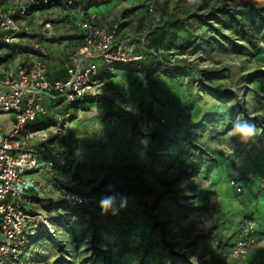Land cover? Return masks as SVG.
Listing matches in <instances>:
<instances>
[{
    "label": "rangeland",
    "instance_id": "obj_1",
    "mask_svg": "<svg viewBox=\"0 0 264 264\" xmlns=\"http://www.w3.org/2000/svg\"><path fill=\"white\" fill-rule=\"evenodd\" d=\"M248 29L255 43H241L247 56L210 47L172 72L158 64L145 74L103 73L96 102L80 105L72 120L77 138L61 148L78 173L30 176L43 184L58 177L61 186L91 197V205L69 229L61 197L49 195L31 206L47 215L56 234L40 235L26 264H191V257L197 264H264L263 218L253 222L258 234L248 257L231 259L251 192L236 195L229 184L230 171L247 182L239 180L242 143L228 134L231 121L240 116L256 125V135L264 134V91L257 81L264 75L263 32ZM207 34L201 28L198 43ZM201 82L218 95L237 96L220 101L210 95L213 100L201 102ZM147 114L169 126L154 148L143 137ZM0 124L5 135L12 132L11 116H0ZM256 135L246 147L250 160L263 151ZM262 191L252 194L255 208L264 207ZM105 197H114L107 211L101 207Z\"/></svg>",
    "mask_w": 264,
    "mask_h": 264
},
{
    "label": "built area",
    "instance_id": "obj_2",
    "mask_svg": "<svg viewBox=\"0 0 264 264\" xmlns=\"http://www.w3.org/2000/svg\"><path fill=\"white\" fill-rule=\"evenodd\" d=\"M57 1L74 3V0ZM51 2L29 0L8 11L0 9V33L4 35L1 41L7 45L19 42L20 35L29 34V29L19 25L18 19L28 15L29 6L46 7ZM148 13L155 23H160L161 18L155 14L152 4ZM121 24L111 29L94 28L90 22L79 24L85 32L83 45L75 62L66 68L65 79L51 80L45 63L33 57L17 72L0 73V116L13 118V130L9 135L4 134L0 124V264H26L25 256L39 231L55 236L47 215L32 212L30 207L35 199L58 196L70 209L91 203V197L71 193L56 182L43 184L30 176L69 168L61 154L51 156L49 149L56 139H66L71 130L73 110L61 112V108L74 107L87 98L97 97L94 79L99 63L115 72L121 66L144 61L147 39L119 42ZM43 26L47 30L52 28L50 23ZM260 82L264 87V78ZM41 120H44L42 124ZM155 126L153 122L148 123L146 132ZM229 184L236 195L242 194L243 188L235 179ZM260 188L264 189V174L260 177ZM255 243V224L245 219L239 225L231 259L244 260Z\"/></svg>",
    "mask_w": 264,
    "mask_h": 264
},
{
    "label": "crops",
    "instance_id": "obj_3",
    "mask_svg": "<svg viewBox=\"0 0 264 264\" xmlns=\"http://www.w3.org/2000/svg\"><path fill=\"white\" fill-rule=\"evenodd\" d=\"M28 1L0 0V9L8 11ZM194 3V0L190 2L192 6ZM150 4L154 6L157 15L159 14L162 17L163 22L172 21V19L176 18L173 17L175 12H178L179 19L186 27L194 26L195 24L194 21L187 18V15L180 14V12H186L185 9H182L183 6L185 7L188 4L186 0H153L152 2H149V0H74L72 5H68L65 1L52 0L47 7L29 6L28 15L18 19L17 23L19 25L29 29V34L20 35L19 42L9 45L4 44L1 41L4 35L0 33V73L2 74L4 71L17 72L29 63L30 57H33L45 63L51 80L66 77V68L75 62L83 45L85 32L78 27L79 24L90 22L94 28L111 29L115 24L121 22L118 41L122 42L126 39L137 41L146 38L148 33L158 26L147 13V8ZM46 23L51 24V30L45 29L43 25ZM157 53L165 56L171 52L165 47H161ZM195 56L192 54L178 55L174 58V61L176 59L177 61H183L181 63L185 64L187 60H191ZM183 67L185 66L183 65ZM147 70V68L144 70H132L125 66L119 68V73L123 72V74L127 75L133 72H140L145 74L148 73ZM194 70L196 69L194 68ZM105 71L108 70L99 63V72L94 79L96 95ZM46 106L49 107V103H46ZM64 110L61 108V112ZM43 122L44 120H41L40 124ZM75 135L74 126L72 125L68 137L64 139L63 147L68 143L74 142L75 138H77ZM256 136L259 140H263V151L258 153L255 159L251 157L252 159L250 160V158L245 157V153H247L246 147L249 148V143H242L239 150L244 156L241 155L239 161L243 163L244 170L239 172L238 176H240V181L245 180L247 182L242 185L237 181L243 188V193L251 190L247 199H244L248 205L244 214L248 216L246 219L255 223L262 218L264 219V207L255 208L254 195H252L253 193L257 194L259 191L263 192V189L261 190L260 188V177L264 174V134L259 133ZM58 145L57 142L53 141L52 148L54 146L58 147ZM95 155H98V153ZM227 176L230 180L237 178L234 175V171H230ZM56 178L52 182H56L58 177ZM262 196H264V193L260 194V197ZM257 234L258 230H256Z\"/></svg>",
    "mask_w": 264,
    "mask_h": 264
},
{
    "label": "trees",
    "instance_id": "obj_4",
    "mask_svg": "<svg viewBox=\"0 0 264 264\" xmlns=\"http://www.w3.org/2000/svg\"><path fill=\"white\" fill-rule=\"evenodd\" d=\"M186 1L190 6H183L182 9H185L186 12H180V14L187 15V18L189 20L194 21V26L190 25L186 27L181 19H179L178 12H175L173 16L176 18L168 22H163L162 17L158 14L161 18L160 23H158V26L156 28H153L146 37L148 45L145 48L144 61L126 65L127 67L132 70H144L145 68H147V71H151L154 67H158L159 64L162 68L166 69L169 72H172L178 70L179 68H185L183 67L184 64L181 63L183 61H177L176 59L174 61V58L176 56L183 54H201L202 52H205L204 49L207 50L210 47H212L211 51L220 52L222 54H226L227 51L233 50L236 54L242 55L244 52V55L247 56V53L249 51L247 50V48L242 47L241 43H245L246 45L255 43L254 35L248 29V27L252 28L253 26H256L258 31L263 32V34L261 35V41L264 42V0H217L216 2H210V0H194L195 3L193 4V6L192 4H190V2L193 0ZM149 2H152V0H149ZM155 14L157 13L155 12ZM148 15L150 16L149 13ZM151 18L153 17L151 16ZM247 24H249L248 27ZM201 28L207 29L208 33L207 35L201 37V39L203 40L202 44L204 45V48L202 44L198 43L200 41L198 32ZM225 32H230L232 34L225 35ZM161 47H165L171 53H167L165 56L159 55L157 52ZM260 55H262V59L264 60V51H262ZM107 70L109 72H113L109 69ZM195 73L197 74V72ZM261 78H264V75L260 76L257 81L259 82L261 89L264 91V87L260 82ZM61 79H65V77ZM201 84L202 86L199 88L200 95L198 96V99L201 102H204L206 99L213 100V98H211L212 96L220 101H225V98L229 99L232 96H237L236 91H228L225 92L226 95H218L217 90H209L207 89L206 85L203 84V82H201ZM207 90H209L208 92H210V94L207 92ZM96 100L97 98H87L74 107L65 109V111H68L70 109L73 110L74 118V115L80 112V110H78L80 105L94 103L96 102ZM138 111L140 114L142 112H145L142 111V109H139ZM146 117L148 119V123L153 122L156 124L155 127L148 129V132H144L143 134V137L147 141H149L150 147L154 148L157 145L158 141L169 134V126L167 125L166 120L163 117H154L155 119H152V117H148V114L146 115ZM161 120L165 121V123L161 124ZM64 139L65 138H59L54 141L59 145L58 147L54 146L53 148L51 146V148L49 149V155L52 156L61 154L63 156V154L61 153V147H63L62 144L65 142ZM68 163L69 168L67 170L58 169L56 172L61 174L68 173L70 176L77 174L78 172L76 167L71 165L70 161H68ZM56 183L58 184L57 181ZM58 185L59 187L65 188L71 193H75L70 189L61 186L60 184ZM38 201L40 200L35 199L33 205H35ZM90 205L91 203L85 206L70 209L68 207V204L65 202V207L68 210L66 211V213L71 214H67V217L62 218L65 222V228L69 229L71 223L78 221V215L83 214L82 209L88 208ZM32 212H35V210H32ZM72 217H75L76 220L72 221ZM50 223L55 230V227L53 226L51 221ZM42 234L51 237L45 231H39L38 236L32 243L30 249L36 246L39 237Z\"/></svg>",
    "mask_w": 264,
    "mask_h": 264
},
{
    "label": "clouds",
    "instance_id": "obj_5",
    "mask_svg": "<svg viewBox=\"0 0 264 264\" xmlns=\"http://www.w3.org/2000/svg\"><path fill=\"white\" fill-rule=\"evenodd\" d=\"M232 127L229 130V135L238 139L241 143L251 141L256 135V125L247 119L237 116L231 121ZM114 197H105L101 200V207L107 211L113 204ZM191 264H197L196 258H190Z\"/></svg>",
    "mask_w": 264,
    "mask_h": 264
}]
</instances>
